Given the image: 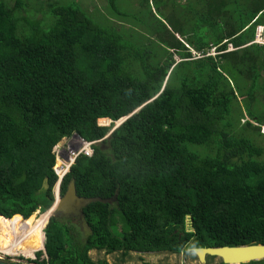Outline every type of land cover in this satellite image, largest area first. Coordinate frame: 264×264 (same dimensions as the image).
I'll list each match as a JSON object with an SVG mask.
<instances>
[{"label": "trees", "instance_id": "obj_1", "mask_svg": "<svg viewBox=\"0 0 264 264\" xmlns=\"http://www.w3.org/2000/svg\"><path fill=\"white\" fill-rule=\"evenodd\" d=\"M135 1L125 15L108 0L103 29L75 2L49 19L0 0V253L108 264L89 252L264 245V47L251 44L264 0ZM73 135L93 154L64 175L56 145ZM71 180L78 197L115 199L82 210L85 236L50 210Z\"/></svg>", "mask_w": 264, "mask_h": 264}, {"label": "rangeland", "instance_id": "obj_2", "mask_svg": "<svg viewBox=\"0 0 264 264\" xmlns=\"http://www.w3.org/2000/svg\"><path fill=\"white\" fill-rule=\"evenodd\" d=\"M7 4L9 5V8H11L14 5L15 0H6ZM24 3H23V2ZM166 1V0H164ZM71 2H75L80 9L83 11V13L86 15V17L94 24L97 25L103 29H105L109 23L108 20L111 19L112 14V8L109 5L108 0H21V3L23 6L29 5L30 7H33L31 9L30 13L32 15L37 13V10H42L43 12L47 13L49 19L51 18L49 11L54 6V4H61V5H68ZM173 2V0H172ZM176 2L178 5L183 4L184 0H174L173 7L176 5ZM8 7V6H7ZM140 9L139 4L135 0H114V9L115 11H118L121 14L125 15H133L134 9ZM152 10L154 14L156 15V8L155 5H152ZM167 14V13H166ZM174 13L171 15L173 18ZM168 27V25H167ZM169 28V27H168ZM179 39V37H177ZM232 49L229 47L227 49L228 52H230ZM192 50H190L191 52ZM192 55L195 56V59H198V54L194 53L192 51ZM211 57H214L216 54L214 50H210L209 54ZM240 100V99H239ZM241 103V102H239ZM240 107L242 109V103L240 104ZM243 110V109H242ZM247 119V116H244ZM252 122V121H251ZM255 123V122H254ZM98 124L100 126L107 127L111 124L110 121L104 120V122H99ZM118 122H116V125ZM256 124V123H255ZM254 125V124H253ZM254 126H257L254 125ZM260 130V129H259ZM78 139L70 138V139H63L60 141V143L56 146H60V148L63 150H68V148L72 147H78L79 143ZM71 143V144H70ZM76 143L78 145H76ZM76 145V146H75ZM80 148H75V151H79ZM110 184H113V180H110ZM59 198V196H58ZM54 202H57L54 200ZM113 203V202H111ZM60 219H62V216H59ZM69 226L75 225L76 227L79 226L77 220L75 219H69ZM25 220V219H24ZM82 221V219H81ZM47 223V222H46ZM44 223V224H46ZM67 223V222H66ZM72 223V224H71ZM44 227V226H43ZM82 235L85 236L88 233V229L86 225L81 222ZM80 229V228H79ZM9 248L6 252L0 253V264H27V260H19L17 259L16 255L19 253V250L21 249L20 244H14L9 242L8 244ZM33 251H36V248H32L31 250H24L23 255L30 256ZM55 255V254H54ZM48 258L47 254L45 253L46 259L49 264H55L52 263L53 258ZM36 256H39L41 258L44 257L43 254L37 253ZM90 259L94 262L97 261H106L108 264H142V263H148V264H200L195 257V255L192 253V251L182 252L180 254H169V253H146V254H140V253H130L126 255L124 258L121 256L120 253L112 254V255H106L104 252H96L91 251L89 252ZM209 258V257H207ZM205 259L204 264H220V260L218 258H211L209 260Z\"/></svg>", "mask_w": 264, "mask_h": 264}, {"label": "water", "instance_id": "obj_3", "mask_svg": "<svg viewBox=\"0 0 264 264\" xmlns=\"http://www.w3.org/2000/svg\"><path fill=\"white\" fill-rule=\"evenodd\" d=\"M125 120V119H124ZM120 120L115 128L124 122ZM77 135H74L75 137ZM62 180V179H61ZM48 179L43 180L42 188L45 190ZM61 182V181H60ZM59 190V188H58ZM59 196V193H58ZM57 201V200H56ZM115 199L111 201L101 200L100 198H81L76 194L75 183L71 180L63 196H59L58 201L52 206L55 208L56 214H61L69 219L77 220L80 230L82 210L92 203H107L114 202ZM43 248V246H42ZM192 253L197 258L200 264L205 263V259L218 258L223 264H249L252 262H260L264 260V245H249V246H239V247H219V248H200L191 250ZM43 252L44 248H43Z\"/></svg>", "mask_w": 264, "mask_h": 264}, {"label": "built area", "instance_id": "obj_4", "mask_svg": "<svg viewBox=\"0 0 264 264\" xmlns=\"http://www.w3.org/2000/svg\"><path fill=\"white\" fill-rule=\"evenodd\" d=\"M251 44H255V45H259V46H263L264 47V28L263 27H258L255 31V36H254V40ZM76 140L78 139L79 141H77V143H79V145L76 143V145H78V147H72V148H68L70 149L72 152H71V155H68L67 154V151L66 150H62L63 153L62 154H59V156L57 157V160L58 161H61L63 164L60 166V172L62 174H65L70 165L73 164L75 158L82 154L84 155L85 157H91L92 154H93V151L91 149V145L93 143H86L84 142L83 140H81L80 138L78 137H74ZM75 148H80L79 151H75ZM68 164V168L67 170L65 169V165Z\"/></svg>", "mask_w": 264, "mask_h": 264}, {"label": "flooded vegetation", "instance_id": "obj_5", "mask_svg": "<svg viewBox=\"0 0 264 264\" xmlns=\"http://www.w3.org/2000/svg\"><path fill=\"white\" fill-rule=\"evenodd\" d=\"M47 189H48V187H47V184H46L45 190H47ZM54 212H55V209H54ZM55 214H56V212H55ZM59 216H62V219H60ZM56 217H57L58 220H62V221H64L65 219L67 220V218H66L65 216L61 215V214H56ZM7 224H8V223H7ZM4 226H5V225H4ZM8 244H9V243H8ZM30 255H31V254H30ZM19 260H25V259H19ZM260 262H261V261H260ZM220 263L223 264V263L221 262V260H220ZM253 263H257V262H253ZM27 264H32V263H30V262L28 261ZM249 264H250V263H249Z\"/></svg>", "mask_w": 264, "mask_h": 264}, {"label": "bare ground", "instance_id": "obj_6", "mask_svg": "<svg viewBox=\"0 0 264 264\" xmlns=\"http://www.w3.org/2000/svg\"><path fill=\"white\" fill-rule=\"evenodd\" d=\"M71 144V143H70ZM63 153V152H62ZM61 153V154H62ZM68 167V164L66 165ZM55 209V208H54ZM8 221L7 219L5 218V216H3L1 213H0V225L1 226H4V225H7Z\"/></svg>", "mask_w": 264, "mask_h": 264}, {"label": "clouds", "instance_id": "obj_7", "mask_svg": "<svg viewBox=\"0 0 264 264\" xmlns=\"http://www.w3.org/2000/svg\"><path fill=\"white\" fill-rule=\"evenodd\" d=\"M107 121H109V120H107ZM259 129H260V130H259V133H260L261 135H264V125L259 126ZM73 136H74V135H73ZM73 136H72V137H73ZM72 137H71V138H72ZM75 137H78V138H79V136H75ZM73 138H74V137H73ZM62 140H63V139H62ZM59 143H60V142H59ZM59 143H58V144H59ZM58 144H57V145H58ZM74 161H75V160H74ZM70 166H71V165H70ZM69 168H70V167H69ZM67 172H68V171H67ZM67 172H66V173H67ZM66 173H65V174H66ZM65 174H64V175H65ZM64 175H63V177H64ZM63 177H62V178H63ZM62 178H61V179H62ZM59 185H60V184H59ZM58 188H59V187H58ZM55 203H56V202H55ZM53 205H54V204H53Z\"/></svg>", "mask_w": 264, "mask_h": 264}]
</instances>
